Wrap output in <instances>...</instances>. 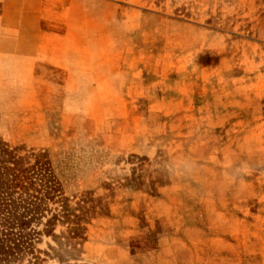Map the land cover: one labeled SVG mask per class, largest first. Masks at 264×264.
Here are the masks:
<instances>
[{
	"label": "rangeland",
	"instance_id": "1",
	"mask_svg": "<svg viewBox=\"0 0 264 264\" xmlns=\"http://www.w3.org/2000/svg\"><path fill=\"white\" fill-rule=\"evenodd\" d=\"M0 136L95 217L68 264H264V0H0Z\"/></svg>",
	"mask_w": 264,
	"mask_h": 264
},
{
	"label": "trees",
	"instance_id": "2",
	"mask_svg": "<svg viewBox=\"0 0 264 264\" xmlns=\"http://www.w3.org/2000/svg\"><path fill=\"white\" fill-rule=\"evenodd\" d=\"M71 197L49 149H27L0 136V264H43L37 247L43 235L66 247L57 255L60 262L78 259L95 217L82 212L84 200ZM58 225L66 229L56 233Z\"/></svg>",
	"mask_w": 264,
	"mask_h": 264
},
{
	"label": "crops",
	"instance_id": "3",
	"mask_svg": "<svg viewBox=\"0 0 264 264\" xmlns=\"http://www.w3.org/2000/svg\"><path fill=\"white\" fill-rule=\"evenodd\" d=\"M48 4V3H46ZM57 8V7H56ZM49 13L48 10L46 8L42 9V14L43 16L45 14ZM49 14H53V13H49ZM69 15L67 17H63V16H57L53 19L50 18H42L44 21V27H48L53 31H57L60 32L62 34L61 38H62V44L64 47V52L68 51L70 44H76V46L79 45H84L86 43L85 37H84V32L83 30L80 31H74L72 30L74 28V24L71 22V20L68 18ZM82 31V32H81ZM42 28L40 25H37V31L35 33V38L38 40H41L42 38ZM82 36H80V35ZM38 44V43H37ZM69 44V46H68ZM74 49V47H72ZM76 50L78 51V48H76ZM36 51H38V45L36 47ZM63 52V53H64ZM65 59L62 60L61 62L57 63L59 68L65 69L66 71H69L70 69H72L75 65L69 60L68 58V54H64L63 56ZM64 70V71H65Z\"/></svg>",
	"mask_w": 264,
	"mask_h": 264
}]
</instances>
